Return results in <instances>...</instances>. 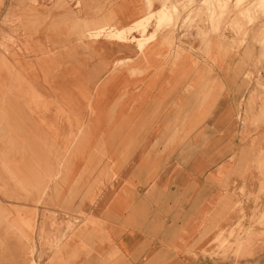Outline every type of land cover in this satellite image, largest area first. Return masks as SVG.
Segmentation results:
<instances>
[{
	"label": "crops",
	"instance_id": "crops-1",
	"mask_svg": "<svg viewBox=\"0 0 264 264\" xmlns=\"http://www.w3.org/2000/svg\"><path fill=\"white\" fill-rule=\"evenodd\" d=\"M26 1L19 0L21 19L64 14L56 3L66 0H36L31 10ZM163 4L82 0L69 7L81 21L125 29ZM11 13V0H0V17ZM63 26L52 33L69 35L66 46L6 56L28 76L14 94L0 90L21 103L4 109L5 128L20 133L0 142V264H264V236H244L250 246L237 263L216 247L240 219L242 195L264 193L257 28H247L246 40L226 31L204 41L180 23L143 52L137 43L101 41L93 55ZM46 27L36 26L42 35ZM39 44L48 46L32 43ZM77 130V146L88 153L75 157ZM60 177L72 181L69 188L55 189ZM254 208L244 200L249 218Z\"/></svg>",
	"mask_w": 264,
	"mask_h": 264
},
{
	"label": "rangeland",
	"instance_id": "rangeland-1",
	"mask_svg": "<svg viewBox=\"0 0 264 264\" xmlns=\"http://www.w3.org/2000/svg\"><path fill=\"white\" fill-rule=\"evenodd\" d=\"M55 1L46 0L45 6L53 5ZM82 5V0H66L56 3V10L63 11L64 14L60 17L45 18L44 22L41 19H36L32 17L20 18L19 17V0H11L12 13L7 18L3 16L0 17V78L2 76L10 75L14 79L5 80L3 82L0 80V90H8L12 94L16 90L22 88L21 86L27 82V76L25 72L22 71L23 66L10 65L7 61L6 56L15 58L17 53L22 54H38V53H48L53 50L54 45L65 46L67 45V40L69 35L66 34H53V27L55 24L64 25V30L71 29L74 36L78 42H82L84 47L91 54H96L99 48L98 43L101 41L107 42H121V43H137L138 40L149 35V29L154 24L155 31L153 34L156 35L161 30L171 32L172 34L177 32L178 26L182 23L183 28L196 29L204 41H207L211 36L222 35L223 32L233 31L243 40L249 37V33H246L251 28H257L256 39L260 46L262 47V55L260 66L264 68V0H181L172 1L164 0L162 9L158 11H151L149 15L140 21H137L132 26L125 29H118L116 27H108L105 25H99L96 23H89L81 21L77 18L76 13L71 10L69 5L74 8ZM37 5L36 0H27L26 8L31 10ZM162 12H165L163 14ZM35 12L31 13L34 15ZM30 15V14H29ZM150 20L148 28L144 31L143 27L139 26L141 22H146ZM50 21V22H48ZM47 22V23H46ZM37 24L47 25L45 29L49 31L48 34L42 35L37 30ZM120 34L119 37H114L110 40L107 37L112 33ZM140 37H137L136 35ZM156 37L152 40L154 41ZM44 42L48 46L43 48V45H32L33 42ZM66 41V43H65ZM149 44V43H148ZM137 48L140 50L139 46ZM146 46L143 50H145ZM171 52H175V57L179 56L180 49H172ZM125 61V60H124ZM123 61H117L116 64L122 63ZM63 68V67H61ZM85 67L77 66L76 70L79 72ZM264 71V69H263ZM28 73L34 75L35 71L31 70ZM36 76V75H35ZM8 78V77H7ZM32 86L35 92V84H29ZM28 86V85H27ZM29 88V87H28ZM83 88V85H82ZM264 89V87H262ZM83 93H88L84 88ZM85 95V94H84ZM24 97V96H23ZM26 98L24 97V100ZM26 102V101H24ZM27 103V102H26ZM20 103L19 97H0V142L3 143L5 137L10 138V136H17L20 130L18 128H5L3 124L4 109L6 107L14 109ZM36 105L35 102H32ZM24 105V104H23ZM42 103L40 102V105ZM82 120L81 117H77L76 121ZM82 130H77V140L75 146L70 147L71 152L75 157L82 155L83 152L88 153V149L84 147L82 143H77L80 138H82ZM3 144L0 147V154H3ZM9 148V146H8ZM68 147H63V151L67 150ZM94 153V150L91 151ZM72 164L75 166V173L77 174L81 163L79 161H74ZM67 168V164L63 163L61 170ZM98 174V170L94 172ZM61 176V175H60ZM73 182H76L78 186L79 183L83 182L82 175L76 177ZM59 188L55 189H67L72 184V181H68L65 178L60 177L58 180ZM60 197L63 195L60 194ZM98 196V189L92 190V201H94ZM51 199V195L49 196ZM1 198V197H0ZM3 200V199H2ZM244 200L252 201L255 203V208L253 210L252 217L249 218L243 209ZM241 209V216L237 223L227 231H222L220 235L222 236L220 242L216 245L217 250L223 253V258L233 257L234 262H241L244 257V251L250 246L249 243H245L244 236L249 239L253 236H264V193L258 195L245 196L242 195V199L238 203ZM69 229H73L74 226L69 224ZM233 241V242H232ZM241 242V244H239ZM244 242V243H242ZM244 244V245H243ZM243 245V246H241ZM237 249V251H236ZM241 249V250H240Z\"/></svg>",
	"mask_w": 264,
	"mask_h": 264
},
{
	"label": "bare ground",
	"instance_id": "bare-ground-1",
	"mask_svg": "<svg viewBox=\"0 0 264 264\" xmlns=\"http://www.w3.org/2000/svg\"><path fill=\"white\" fill-rule=\"evenodd\" d=\"M162 13L165 14V12H162ZM149 22H150V20H147L146 22H141V23L139 24V26L143 27L144 31H146L147 28H148ZM119 36H120V34L112 32V33L107 37V39L110 40V39H112V38H114V37H119ZM155 37H156V35H152V37H150V36H146V37H143L142 39H139V40H138V44H137V45L139 46V48H140V50L138 49L139 52H143V51H144V50H143L144 47L147 46V44L150 43ZM136 47H137V46H136ZM242 243H244V242H242ZM239 244H241V242H240ZM243 245H244V244H243ZM243 245H241V246H243ZM240 250H241V249H240ZM236 251H237V249H236Z\"/></svg>",
	"mask_w": 264,
	"mask_h": 264
}]
</instances>
